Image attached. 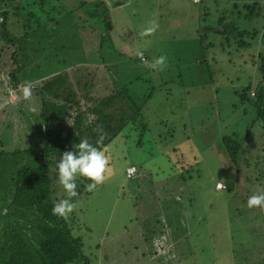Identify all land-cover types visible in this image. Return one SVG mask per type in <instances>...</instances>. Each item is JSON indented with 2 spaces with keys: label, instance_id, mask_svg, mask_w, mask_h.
Returning <instances> with one entry per match:
<instances>
[{
  "label": "rangeland",
  "instance_id": "1",
  "mask_svg": "<svg viewBox=\"0 0 264 264\" xmlns=\"http://www.w3.org/2000/svg\"><path fill=\"white\" fill-rule=\"evenodd\" d=\"M105 1L112 42L132 56L121 61L120 71L133 74L128 79L150 77L141 91L156 80L161 85L143 105L147 130L138 137L134 128L125 129L111 140L103 151L108 158L105 179L76 203L73 233L82 238L89 264H261L254 245L264 244V208H248L246 200L264 191V130L251 127L236 166L217 149L223 134L253 116L250 108L243 114L231 87L256 76L255 64L244 61L246 55L225 62L215 44L206 51L205 62L210 65L209 51L220 54L216 65L223 71L215 78L203 73L196 0ZM228 2L218 0L217 7ZM152 22L156 28L147 33ZM160 56L165 63L155 65ZM15 97L9 91V100ZM35 118L30 114L32 127ZM186 163L193 172L183 178ZM135 168L144 174L136 176ZM223 183L229 184L227 190L217 188ZM55 186V194L63 193ZM190 191L196 197L188 200ZM202 214L207 224L199 221ZM215 220L218 227H209L218 224ZM242 244L248 245L241 250Z\"/></svg>",
  "mask_w": 264,
  "mask_h": 264
},
{
  "label": "trees",
  "instance_id": "2",
  "mask_svg": "<svg viewBox=\"0 0 264 264\" xmlns=\"http://www.w3.org/2000/svg\"><path fill=\"white\" fill-rule=\"evenodd\" d=\"M193 3L196 38L205 54L203 73L215 78L223 71L216 65L220 54L209 51L210 65L205 62L206 51L215 44L225 62L246 55L244 61L249 58L257 71L255 79L231 87L243 114L250 108L253 116L218 140L219 152L236 166L251 127L264 130V0H229L220 8L218 0ZM109 11L105 0H0V264H89L82 238L73 233L78 227L75 207L66 217L50 212L64 197L55 194L56 161L82 139L96 145L101 131L104 139L96 146L104 151L121 131L134 128L139 137L148 128L143 105L161 83L156 80L141 91L150 77L128 79L133 74L120 71L121 61L132 56L112 42ZM26 86L31 95L25 99ZM193 158L198 164V157ZM190 171V164L183 165V178ZM134 173L140 176L144 170L135 168ZM87 182L77 179L78 195L71 198L75 206L91 194ZM228 187L223 183L220 189ZM195 197L188 192V200ZM201 220L207 224V215ZM215 222L209 227L216 229L220 222Z\"/></svg>",
  "mask_w": 264,
  "mask_h": 264
},
{
  "label": "clouds",
  "instance_id": "3",
  "mask_svg": "<svg viewBox=\"0 0 264 264\" xmlns=\"http://www.w3.org/2000/svg\"><path fill=\"white\" fill-rule=\"evenodd\" d=\"M156 28L155 22H152L151 27L145 31L150 33ZM142 55V53H137ZM165 58L163 56L157 57L155 65H163ZM31 95V89L24 87L22 90V96L26 99ZM104 139L103 132H100L96 140V145H99ZM96 145L90 143L87 139H82L71 150L64 151L60 154V158L56 161L55 173L56 182L60 185L64 197L54 202L50 212L52 215L59 217H66L72 212L75 207V202L71 199L78 195L77 179L81 181L87 180L84 185L86 191H91L96 185L103 182L105 179L106 165L108 158L104 152ZM223 185L217 184V188H221ZM246 206L249 208L260 207L264 208V191H256L250 195L246 200Z\"/></svg>",
  "mask_w": 264,
  "mask_h": 264
},
{
  "label": "crops",
  "instance_id": "4",
  "mask_svg": "<svg viewBox=\"0 0 264 264\" xmlns=\"http://www.w3.org/2000/svg\"><path fill=\"white\" fill-rule=\"evenodd\" d=\"M257 244H258V245H261V246H260V253H259V249L257 248ZM254 247L258 250V251H257V250H256V251H257V255H258V257L261 258L260 261H264V254H261V253L264 252V244H261V243L258 241V242L255 243ZM260 263H261V262H260Z\"/></svg>",
  "mask_w": 264,
  "mask_h": 264
},
{
  "label": "built area",
  "instance_id": "5",
  "mask_svg": "<svg viewBox=\"0 0 264 264\" xmlns=\"http://www.w3.org/2000/svg\"><path fill=\"white\" fill-rule=\"evenodd\" d=\"M0 19H1V16H0Z\"/></svg>",
  "mask_w": 264,
  "mask_h": 264
}]
</instances>
